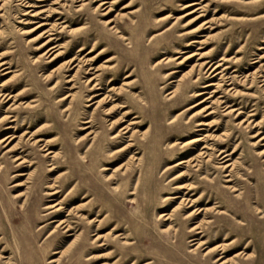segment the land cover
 <instances>
[{
    "label": "rangeland",
    "instance_id": "rangeland-1",
    "mask_svg": "<svg viewBox=\"0 0 264 264\" xmlns=\"http://www.w3.org/2000/svg\"><path fill=\"white\" fill-rule=\"evenodd\" d=\"M105 1L106 14V9H96L100 0H0V264L6 258L10 264H55L49 261L78 233L84 239L82 245L71 259L62 256L61 264H218L214 262L217 256H232L251 238L256 252L250 254V246L246 254L251 257L241 255L231 264H264V222H258L261 214L255 209L258 205L264 210V137L253 143L264 136V0ZM193 1L197 3L183 7ZM107 19H113L111 25L116 28L105 24ZM46 38L52 39L37 49ZM221 57L229 60H219ZM70 58L74 59L68 66ZM209 60L223 63L219 70L226 67L222 85L211 98H205L208 93L195 96L202 90L211 91L214 87L201 86L220 78L211 79L203 68L200 72L207 77L193 82L199 70L191 67ZM97 66L101 67L94 73L98 74V89L90 91L85 77ZM3 67L6 69L1 70ZM5 70L10 72L3 74ZM230 82L237 93L225 92ZM176 87V95L168 98L166 93ZM20 91L13 99L4 98L6 93ZM93 92L98 95L91 96ZM67 94L74 96L61 99ZM107 94L114 100L96 108L95 102L87 105ZM218 95L236 111L224 115V104L213 103ZM88 96L92 101H87ZM201 99L205 101L200 105L184 110ZM23 101L31 107H25ZM111 105L112 112L107 113L105 109ZM203 106L216 107V113L204 116L208 107L196 120L185 123ZM239 109L242 113L234 117ZM248 113H254L248 127L237 125ZM91 117L94 132L85 135L89 129L81 128L82 121ZM118 117L119 122L110 126ZM212 118L219 122L195 131L197 120ZM133 120L137 123L130 124L121 138H111ZM131 132L133 136H129ZM209 133L216 136L207 140L215 150L229 152L235 147L227 162L236 161L231 183L237 191L222 187L223 173L213 161L200 171L174 165L179 159L195 156L203 145L181 146L183 141ZM254 133L258 135L251 137ZM129 138L133 143L129 150L115 152ZM37 139L41 140L33 145ZM46 140V147L57 152L55 157L43 155L40 147ZM173 142L176 144L168 148ZM9 148L12 150L7 151ZM131 155L137 159L112 172ZM15 156L24 162L16 165L22 158L13 162ZM20 172L25 175H16ZM180 172L192 177L173 178ZM105 174L111 178L105 180ZM205 174L216 181V191L223 196L208 198V192L202 205L218 204L226 216L217 210L207 214L211 221L202 238L211 243L206 247L223 242L239 221L248 223L243 235H251L226 253L219 250L208 258L203 256L205 251H189L194 247L186 239L189 222L180 210L171 221L155 216L157 211L169 213L176 206L178 199L170 196L179 183L191 181L200 186L197 194L204 192L201 177ZM52 181L62 190L54 197L64 198L61 217L81 198L88 199L81 212L88 217L108 214L102 229L70 215V221L78 225L74 235L64 237L61 231H54L55 223L42 216L46 212L43 206L49 202L42 193ZM207 199L210 201L205 203ZM236 206L235 217L230 209ZM200 218L201 214L194 220ZM169 225L181 234L177 240L173 228L163 232ZM114 226L116 231L105 239L107 245L91 243L92 233H105ZM120 232L132 243L123 244L116 236ZM236 237L231 234L227 240ZM89 255L94 258L87 262L84 259Z\"/></svg>",
    "mask_w": 264,
    "mask_h": 264
},
{
    "label": "bare ground",
    "instance_id": "bare-ground-1",
    "mask_svg": "<svg viewBox=\"0 0 264 264\" xmlns=\"http://www.w3.org/2000/svg\"><path fill=\"white\" fill-rule=\"evenodd\" d=\"M105 3H106L105 0H100V3L96 7V9L97 8H99L101 10H105L106 9L103 12V14H106L108 12V10H109V8L107 9L106 6L103 7ZM196 3H197L196 1L189 2V3L184 4L183 7H188V6H191V5H195ZM81 8H82V6H81ZM192 12H194V10H192L191 13ZM112 22H113V19L105 20V24L109 25L110 28L114 29L116 27H115V24L111 25ZM40 25H42V24H39L38 26H40ZM51 39L52 38H46L36 48L40 49L41 47L46 45ZM53 47L54 46L50 47L49 49H51ZM57 55H58V53L54 54V56H52L51 59H54ZM198 55H200L199 58L202 57L201 54H198ZM73 59L74 58H70L69 60H67V65L68 66L71 63H73ZM219 60L227 61V60H229V58L228 57H221ZM166 61H168V59ZM180 62H182V60H179L178 63H180ZM83 63L87 64V60L84 59ZM2 65H3V62L0 63V67ZM194 65H196V66L191 67V70L193 68H197L199 70L196 79L193 81L194 83H197L200 80H202V79L207 77V76H204L202 74V72H200V70L203 69V68H204V72L203 73L207 74L208 77H210L211 79L216 77V75H220V78H219L218 81H216V82L209 81V82H207V83H205V84H203L201 86L202 88L214 87L211 91L206 92L205 90H202V91L196 92L194 94L196 96V95H201V94L208 93L205 98L213 97L217 93L218 88L222 85L220 83V81L223 80L222 77L225 75V73H223V72L225 71L226 67H223L222 69L219 70V68L223 65V63H220V61L213 62L211 60L204 61V62H197V64H194ZM75 66H76V70H77V68L79 66L77 64H75ZM100 68L101 67L97 66V68L94 69V72L91 73V76L85 77L84 83L87 86L90 85L89 88H88L90 91L94 90V89H98V87L96 86V82L98 80V78H97L98 74H94V73L97 72L98 70H100ZM4 69H6V67L5 68L4 67L1 68V70H4ZM90 69L93 70V68L89 67L88 70H90ZM8 72H10V71L9 70H5V72H3V74H6ZM67 81H71V78H69ZM92 82H94V83L91 84ZM231 84H232V82L226 84V85H229V86L225 87V92L228 93L231 90H233L232 93H237V90L233 86L230 87ZM112 90H114V89L112 88ZM22 91H24V90H22ZM22 91H20L18 94H15V95H11L10 93H6V94H4V98L6 97L8 99H13V98L16 97V95L21 94ZM177 91H178V88L176 87L173 90L168 91L166 94L169 95L168 98H171V97L176 95ZM96 95H98V93H96V92H93L91 94V96H96ZM1 96H3V94H0V97ZM67 96L71 97V99H72V97L74 95L73 94L72 95L71 94H67L66 96L62 97L61 99H64ZM110 100L113 101L114 99H113V97L111 95H108V94L104 95L102 98L98 99L97 101H92V98L90 96H88L87 97V101H92V102L87 104V105L89 106V105H91L92 103L95 102V104H96L95 108H96L97 106H100L102 103L110 101ZM204 101H205V99H201V100L195 102L194 104L189 105L184 110L196 107V106L200 105L201 103H203ZM22 103L25 105V107H31L29 102L23 101ZM213 103H216L217 105L224 104V106H225V108L223 109L224 110V115H227V114H230V113L232 114L234 111H236L235 108L233 106H231L230 104H228L226 100H223V97L220 96V95L216 96L213 99ZM12 105H13V103H12ZM112 106L113 105H111L110 107L105 109V111H107V113H111L112 112L111 111L112 110ZM208 107L210 108V110L208 112H206L204 116H206V117L210 116L211 117L214 113H216V107L212 108L210 106H203V107L199 108L198 110H195L189 116V118L191 117V119L190 120H186L185 123L189 124L191 121L196 120L195 118L197 116L201 115L202 112L207 111ZM181 112H179V113H181ZM240 113H242L241 109H239L237 111V113L235 114L234 117H238V115H240ZM252 115H254V113H248L246 115L245 119L239 120L236 124L239 125V126L244 125V128L248 127V124L251 121L250 117ZM120 119H121V117L120 118L118 117V118L110 121L109 125L110 126H114L115 124H117L119 122ZM2 120H3V116L0 118V122ZM12 120H14V118L11 119V121ZM92 122H93V117H91L90 119H86V120L82 121L83 126H81V128L82 129H89L86 132L85 135H89V134L94 132L91 129ZM218 122L219 121L214 119V118H212L211 120L199 119V120L196 121L195 131H201V130L204 129L205 126L212 127V126L215 125V123H218ZM134 123H137V121H134V120L130 121V122H128L127 125H125L123 127H120V129L117 130V132H115V134H113V136L111 138H116V137L121 138L123 136L122 133L126 132L125 129H127L130 124H134ZM256 125H258V123L255 122L254 126H256ZM121 131H123V132H121ZM257 135H258L257 133H254V134L251 135V137H256ZM129 136H133V132H131V134ZM215 137L216 136H213L211 133H209V134H205L203 136H196L195 138H191V139H188L186 141H183L181 143V146L195 145L198 142H203V145L201 146V149L197 152V154L195 156L189 157L187 159H184V158L179 159V160L176 161V163L174 165H182L183 167H186V166L189 165L191 167H194L195 171H200L207 164L208 161H213V162L217 163L215 168H217V170L219 172L223 173L224 179L222 181L224 182V184L222 185V187L228 192L237 191L238 188H236V185L231 183L234 180V179H232V175H233V169L236 166L235 165L236 161H233V162H230V163L227 162V160L229 159V156H231L234 153L235 147L229 152L226 151L223 148H219V149L215 150V146L207 142V140H215L214 139ZM263 137L264 136H261L258 140H256L253 143H256L257 141L261 140ZM40 140L41 139L33 140V142H32L33 145H36V143L38 141H40ZM128 140L129 141L125 145H123L122 147L118 148L115 152L129 150V148L133 145V143H132V139L131 138H129ZM48 142H49V140H46L45 143L42 144L40 149H42V151L45 152V154H43L44 156H49L51 154V157H55L57 155V152H54L49 147H46V146L49 145ZM174 144H176V142H173V143L169 144L168 148L173 147ZM10 150H12V149L9 148L7 151H10ZM215 152H216V154H215ZM21 158L22 157L15 156L12 159V161L15 162V161H17V160H19ZM212 158H214L215 160H212ZM133 159H137V157H135L134 155H131L129 160L119 164L117 167H115L112 170V172L115 171V170L127 167L129 162H130V160H133ZM22 162H24L23 158L16 165H21ZM53 167H54V165H51L49 167V170L52 169ZM101 169L105 170V169H108V167L102 166ZM205 169H207V168L205 167ZM16 175H25V173L20 172V173H16ZM186 176H188L190 178L192 177L187 172H185V173L180 172L177 175H175L173 178H176V177H183L184 178ZM110 178H111L110 175H106L105 174V180H109ZM201 178H203V180H204L203 182H205V184H206L205 188H203L204 192H201L200 194L199 193L197 194V192L200 189V186L198 184H195V183L191 182V181L185 182V183H179V184H177L174 187V193L175 194L170 196V199H172V200L178 199V202H177L176 206L173 207L169 213H163V212H158L157 211V213H155V216H156L157 219L158 218H164V220H168L169 219L171 221L172 216H174L176 214V212L178 210H180L182 212L181 214H183V219L185 218L186 221L189 222L188 225H187L186 239H187V242H191L189 244L190 246H194L189 251H191L193 253H197V252H201V251L204 252L205 251L203 256L205 258H208V257L216 254L217 251L219 252V250H220L221 253H226L232 247L237 246L238 244L243 242L244 238H248V236H251V235H249V234L247 236L243 235L242 232L245 230V227L248 225V223H244V222L239 221L238 224H237V229L232 230V231H230V233L226 234V236L223 238V242H219V243H216V244H214L212 246L206 247L207 245H209L211 243V240H209V239L208 240H204L202 238L203 237V232L205 231V225L208 223V221H211L207 217V214L210 213V212L212 213L213 210L219 211L218 214L220 216L222 215L224 217L225 214H224V211L222 209L220 210L218 208V206H219L218 204L205 205V206L202 205V202L205 199V195L208 194V192L210 193L208 195V198H212L211 196L216 195V194H218L219 196H223V194L220 191L219 192L216 191V189H217L216 181L213 180V179H210L208 174L202 175ZM46 187L49 190L43 191L42 194L44 195V197L48 198L47 201H49V202L46 205L43 206V209H45L46 212H44L42 214V216L50 218V221L48 223H51V224L55 223V225L53 226V230L54 231L55 230L61 231V233H63L64 237H67V236H70V235H74V233L77 231V226L78 225H74L72 223V221H70V215H75V217L80 218L82 220L85 219L84 221H85V224L87 226H93L96 223L95 229H97V230L102 229L103 225L107 222L108 214H105L104 216H101L100 213H96L95 217H88L84 213H82L81 211H84V209L88 206V202H89L88 199L82 200V198H81V201L79 203H77L75 205H72L69 209L66 210L67 212L65 214V217H61L60 215L62 214V212L64 210V207H63L64 198L57 200V199H54V197L56 195H58L59 193H62V190L60 189V187L58 185H56L55 181H52ZM209 187L213 188V190L211 191ZM71 190H72V188L69 191H71ZM74 190H75V188H74ZM134 193H135L134 191H130L129 192V194H131V195L134 194ZM218 195H217V197H218ZM259 195H261V193ZM32 196H33V194H32ZM83 197H86V196H83ZM167 198H169V197H167ZM209 201L210 200L207 199V200H205V203H208ZM22 204H23V202H22ZM262 204L264 206L263 202H262ZM255 209H256L257 213L261 214L259 216V218H258V222H264V210L261 207H259L258 205L255 206ZM230 211H231V214L236 217V215L238 213V207L237 206H236V208L233 207V208L230 209ZM200 214H201V218L199 220H194ZM225 218H226V216H225ZM36 221H37V219L35 218L34 222H36ZM170 228H173V234L175 235V240H177L178 237L181 236V234H178L177 228H175V226L169 225V226H167V228L163 229V232H168V230ZM115 231H116V226L111 227V229H109L105 233H102V232L101 233H99V232L92 233L91 235H93L94 238L91 241V243H95V242L100 241V243H98L97 246L107 245V243L105 242L106 237L108 235H113V233ZM123 233L124 232H120V233L116 234V236H119L120 238L123 239V242H122L123 244H125V245L131 244L132 242L127 241L126 235H124ZM231 234H236L237 237L236 238H232L231 240H227L231 236ZM83 240H84L83 237L82 238L79 237V233L74 235L73 239L68 243V245L65 248L57 251V253L59 255L55 259L50 260L49 262H51V263L55 262V264H61L62 256H68L69 259H71L72 256L76 253V250H78V248L82 245ZM250 246L253 247V250H252V252L250 254H254L256 252L257 247L254 244L253 238H251L248 241H246V244L244 245L243 249L237 251L232 256L224 257V256H220L219 255V256L216 257L214 262L218 263V264H231L233 261H235V259L237 257H240L241 255L245 256L244 259H248L249 257H251V255L249 253L248 254H246V253H247V249ZM68 251H71L69 255L67 254ZM94 255H89V256L85 257L84 260L88 262V261H90L91 259L94 258ZM1 257H4V256H1ZM95 257H97V256H95ZM255 257H257V256L255 255ZM5 264H10V258H6ZM131 264H135V262H133Z\"/></svg>",
    "mask_w": 264,
    "mask_h": 264
}]
</instances>
